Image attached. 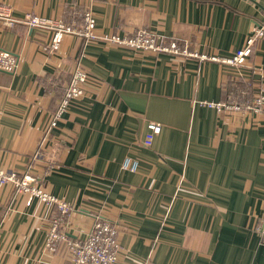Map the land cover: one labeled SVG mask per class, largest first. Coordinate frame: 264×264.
Listing matches in <instances>:
<instances>
[{
  "label": "crops",
  "instance_id": "1",
  "mask_svg": "<svg viewBox=\"0 0 264 264\" xmlns=\"http://www.w3.org/2000/svg\"><path fill=\"white\" fill-rule=\"evenodd\" d=\"M0 4L12 19H0V50L19 58L14 72L0 70V169L30 172L71 203L64 225L70 239L85 237L99 217L117 225L115 264H264L255 231L264 218V115L202 103L226 100L241 81L251 96L260 87L264 94V37L237 70L75 35L51 51L50 31L24 22L27 12L56 18L68 4L88 5L97 32L146 28L229 57L264 20V0ZM76 66L88 73L84 93L50 126ZM150 121L160 129L146 146ZM125 157L136 159V171L121 168ZM52 212L33 195L0 186V264H71L66 244L46 247Z\"/></svg>",
  "mask_w": 264,
  "mask_h": 264
},
{
  "label": "built area",
  "instance_id": "2",
  "mask_svg": "<svg viewBox=\"0 0 264 264\" xmlns=\"http://www.w3.org/2000/svg\"><path fill=\"white\" fill-rule=\"evenodd\" d=\"M0 19H4L7 24H12L8 11L3 9L1 4ZM24 22L29 27L50 31L51 36L47 47L51 51L58 49L64 36L75 35L85 41L98 40L106 44L126 46L135 51H151L175 56L217 60L237 70L246 66L254 43L264 37L263 20L248 32L243 47L236 49L229 57H217L191 49L188 41H165L159 35L146 28H138L132 34L123 35L113 32H97L95 19L88 5L81 6L80 9L76 10V17H73L70 22H65L62 17L52 18L33 12L25 13ZM18 64V57L6 50H0V70L14 72ZM87 78L88 73L81 67L76 66L73 69L66 85L60 92L50 126L56 124L57 120L67 109L71 99L83 95ZM262 91L263 89L260 87L255 95L249 96L245 86H242V88L236 87V90L231 92L230 97L226 100L202 101V103L218 112L222 109H228L238 110L243 113L247 111L260 112L264 115V94ZM147 128L148 131L144 135L142 142L144 145L150 146L154 136L159 132L160 125L150 121ZM120 166L122 169L134 172L137 169L138 162L134 158L125 157ZM0 186H10L15 189L16 193L33 195L44 205L53 207L45 244L50 249L56 248L60 243L66 244L69 250L68 260L71 264H115L118 262L121 251L117 239L118 228L114 222L99 217L94 218L85 237L70 239L66 229H64V225L72 209L71 203L44 189L37 183L36 177L32 173L27 172L18 175L13 171L0 169ZM255 231L259 241L264 245V218L257 223Z\"/></svg>",
  "mask_w": 264,
  "mask_h": 264
},
{
  "label": "trees",
  "instance_id": "3",
  "mask_svg": "<svg viewBox=\"0 0 264 264\" xmlns=\"http://www.w3.org/2000/svg\"><path fill=\"white\" fill-rule=\"evenodd\" d=\"M77 9H78V7H76L75 5H74V7H72L70 4L66 5L64 8V11H63L64 15L62 16L63 20L65 22H70L71 21V20H69L70 17L71 18L76 17V10ZM228 81H229L228 85H231L232 81H230V79H228ZM241 86H243V87L245 86L247 93L248 94L250 93V87H249L250 85L249 84L246 86V83L241 81ZM249 96H250V94H249Z\"/></svg>",
  "mask_w": 264,
  "mask_h": 264
}]
</instances>
